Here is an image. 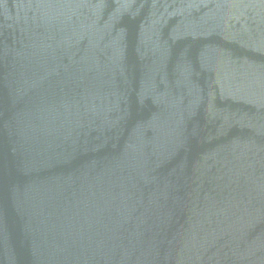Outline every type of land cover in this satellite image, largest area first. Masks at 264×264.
<instances>
[{
  "label": "water",
  "instance_id": "1",
  "mask_svg": "<svg viewBox=\"0 0 264 264\" xmlns=\"http://www.w3.org/2000/svg\"><path fill=\"white\" fill-rule=\"evenodd\" d=\"M0 264H264V0H0Z\"/></svg>",
  "mask_w": 264,
  "mask_h": 264
}]
</instances>
